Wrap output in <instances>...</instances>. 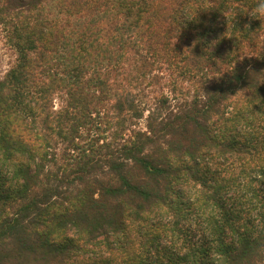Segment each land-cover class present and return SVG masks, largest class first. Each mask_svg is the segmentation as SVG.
Here are the masks:
<instances>
[{
  "label": "trees",
  "instance_id": "1",
  "mask_svg": "<svg viewBox=\"0 0 264 264\" xmlns=\"http://www.w3.org/2000/svg\"><path fill=\"white\" fill-rule=\"evenodd\" d=\"M257 0H0V264H264Z\"/></svg>",
  "mask_w": 264,
  "mask_h": 264
},
{
  "label": "rangeland",
  "instance_id": "2",
  "mask_svg": "<svg viewBox=\"0 0 264 264\" xmlns=\"http://www.w3.org/2000/svg\"><path fill=\"white\" fill-rule=\"evenodd\" d=\"M15 57L14 50L7 46L4 34L0 29V77H2Z\"/></svg>",
  "mask_w": 264,
  "mask_h": 264
},
{
  "label": "clouds",
  "instance_id": "3",
  "mask_svg": "<svg viewBox=\"0 0 264 264\" xmlns=\"http://www.w3.org/2000/svg\"><path fill=\"white\" fill-rule=\"evenodd\" d=\"M249 15L253 18L264 20V0H257L255 11Z\"/></svg>",
  "mask_w": 264,
  "mask_h": 264
}]
</instances>
